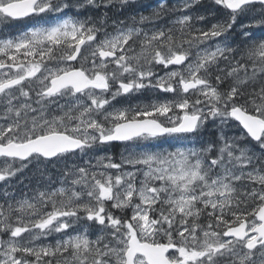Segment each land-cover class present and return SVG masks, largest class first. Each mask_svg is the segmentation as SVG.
Here are the masks:
<instances>
[{"label": "snow or ice", "instance_id": "snow-or-ice-1", "mask_svg": "<svg viewBox=\"0 0 264 264\" xmlns=\"http://www.w3.org/2000/svg\"><path fill=\"white\" fill-rule=\"evenodd\" d=\"M0 264H264V0H0Z\"/></svg>", "mask_w": 264, "mask_h": 264}, {"label": "trees", "instance_id": "trees-1", "mask_svg": "<svg viewBox=\"0 0 264 264\" xmlns=\"http://www.w3.org/2000/svg\"><path fill=\"white\" fill-rule=\"evenodd\" d=\"M205 7H210L211 6V3H210V1H205V2H203L202 3ZM197 8H198V6H197ZM200 10H203V9H200ZM211 19H213V18H211ZM233 133H238L240 130L239 129H232L231 130Z\"/></svg>", "mask_w": 264, "mask_h": 264}, {"label": "flooded vegetation", "instance_id": "flooded-vegetation-1", "mask_svg": "<svg viewBox=\"0 0 264 264\" xmlns=\"http://www.w3.org/2000/svg\"><path fill=\"white\" fill-rule=\"evenodd\" d=\"M141 2V1H139ZM143 2V1H142ZM171 3H175V2H178V0H170Z\"/></svg>", "mask_w": 264, "mask_h": 264}, {"label": "rangeland", "instance_id": "rangeland-1", "mask_svg": "<svg viewBox=\"0 0 264 264\" xmlns=\"http://www.w3.org/2000/svg\"><path fill=\"white\" fill-rule=\"evenodd\" d=\"M139 1H141V2H142L143 0H138V2H139ZM175 3H176V2H175ZM133 102H135V99L133 100Z\"/></svg>", "mask_w": 264, "mask_h": 264}]
</instances>
